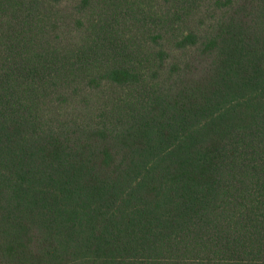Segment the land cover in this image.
<instances>
[{
	"label": "trees",
	"instance_id": "16d2710c",
	"mask_svg": "<svg viewBox=\"0 0 264 264\" xmlns=\"http://www.w3.org/2000/svg\"><path fill=\"white\" fill-rule=\"evenodd\" d=\"M0 264H264V0H0Z\"/></svg>",
	"mask_w": 264,
	"mask_h": 264
}]
</instances>
